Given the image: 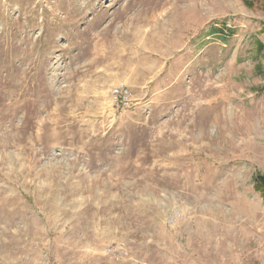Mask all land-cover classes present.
<instances>
[{
  "label": "rangeland",
  "instance_id": "obj_1",
  "mask_svg": "<svg viewBox=\"0 0 264 264\" xmlns=\"http://www.w3.org/2000/svg\"><path fill=\"white\" fill-rule=\"evenodd\" d=\"M259 176L264 0H0V264H264Z\"/></svg>",
  "mask_w": 264,
  "mask_h": 264
},
{
  "label": "built area",
  "instance_id": "obj_2",
  "mask_svg": "<svg viewBox=\"0 0 264 264\" xmlns=\"http://www.w3.org/2000/svg\"><path fill=\"white\" fill-rule=\"evenodd\" d=\"M112 95L114 96V100L120 105V110L127 111L135 105L133 98H131L132 96L126 89L123 90V88L117 87L113 89ZM107 252L115 258L128 256L127 247L122 243L110 244Z\"/></svg>",
  "mask_w": 264,
  "mask_h": 264
},
{
  "label": "trees",
  "instance_id": "obj_3",
  "mask_svg": "<svg viewBox=\"0 0 264 264\" xmlns=\"http://www.w3.org/2000/svg\"><path fill=\"white\" fill-rule=\"evenodd\" d=\"M214 33H217V32L214 31ZM256 185H257V188L262 193V195L264 196V176L257 177Z\"/></svg>",
  "mask_w": 264,
  "mask_h": 264
}]
</instances>
